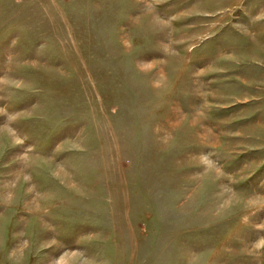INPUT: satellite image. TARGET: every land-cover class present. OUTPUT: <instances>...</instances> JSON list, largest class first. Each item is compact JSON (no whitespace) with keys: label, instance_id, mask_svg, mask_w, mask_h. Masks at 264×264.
<instances>
[{"label":"rangeland","instance_id":"374dc122","mask_svg":"<svg viewBox=\"0 0 264 264\" xmlns=\"http://www.w3.org/2000/svg\"><path fill=\"white\" fill-rule=\"evenodd\" d=\"M0 264H264V0H0Z\"/></svg>","mask_w":264,"mask_h":264}]
</instances>
